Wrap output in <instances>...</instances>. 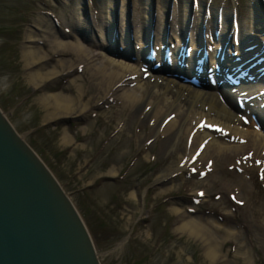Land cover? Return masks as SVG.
<instances>
[{
    "label": "rangeland",
    "instance_id": "rangeland-1",
    "mask_svg": "<svg viewBox=\"0 0 264 264\" xmlns=\"http://www.w3.org/2000/svg\"><path fill=\"white\" fill-rule=\"evenodd\" d=\"M150 1L155 2V14L163 10L162 13L167 14L168 0H130L131 9L127 12L124 0H119L113 5V0H0V110L69 197L88 230L100 264H264V220L259 223L255 216V211L259 210V207L264 215V182L259 175L260 171L254 173V179H245L247 185H244L243 189L238 185L233 188L235 182H232L231 178L230 184L222 188L212 181L217 172L208 175L210 180L202 175L205 174L206 166L211 165L210 161H206V165L201 167L194 166L193 155L192 165L181 173L184 176L179 174L174 181L166 184L170 190L160 192L161 188L155 182L157 173L155 170L162 167L147 150H141L136 154L137 157L132 151V154H126L116 162L117 159H112V147L104 146L108 135L121 129L116 124L109 126L108 130L101 126L103 114L111 107H116L114 101L99 103L85 115L86 119L85 116L71 117L69 120L55 119L57 122L44 119L45 111L39 103V96L43 93H58L61 88H64L63 94L70 95L73 87H67L68 81L76 79L75 84L88 82L86 81L88 75L79 70L80 67L77 72L59 77L54 80L55 83L53 81L45 88L33 87L27 81L21 47L26 30L33 27V21L37 17H45L60 29L61 23L67 22L68 16L72 13L80 23H74L69 29L70 34L61 35L60 38L68 42L79 40L88 44L98 43L101 41L100 33H103L104 28L102 21L105 16H110L115 6L123 3L124 14L136 12L137 19L140 16L147 18V11L144 10L142 3ZM188 1L178 0L179 3L176 1L177 5H173L176 14L186 16L185 19L188 16L185 14V10L189 9ZM205 1L201 0L202 3ZM251 1L254 0H210V5L224 6L226 12L235 5L236 19L243 23L244 33L259 40L257 43L264 44V28L255 30L254 28L259 26H256L258 25L256 23L254 25L253 19L250 18ZM201 2L197 1L193 6L204 9ZM256 6L263 11V13L258 11L259 16L264 17V0H259ZM85 15L89 16V26L83 21ZM92 18L95 19L93 24ZM140 20L139 18L138 21ZM77 29L80 30L81 36L76 34ZM104 54L108 57L123 58L135 65L143 62L137 56L136 60H132L120 54L109 53L105 49ZM155 70L158 72L159 68ZM167 71L171 74L170 70ZM157 72L147 70L148 74L161 75ZM162 74L166 77L170 75L164 72ZM232 103L235 105L236 101L232 99ZM243 128L252 130L246 123ZM63 129L73 139L72 144L61 143ZM127 135L130 136V133L125 132L126 137ZM156 147L157 145L153 149ZM174 161L172 163L176 165V160ZM260 161L257 159L253 163L256 162L254 164L260 166ZM233 164L228 166L232 168L233 165V171L246 177V174L240 171V167L236 163ZM177 165H182V161ZM111 167L118 171L115 176L110 177L106 172ZM201 178L207 179L206 185L205 183L191 185L190 182ZM208 184L212 185L207 186ZM190 187L193 188L190 190ZM213 188H217V191ZM229 188L237 192L232 191L233 195H230L232 193ZM246 189H250V192L248 190L246 192ZM200 190L203 192H199ZM204 191L208 192L204 194ZM131 192L134 193L132 197ZM224 195L228 198H224ZM241 197L244 202L241 201ZM172 207L178 208L184 214L187 212V215L190 214L194 218L204 217L211 225L215 223L212 231L196 234L197 236L187 235L186 232L180 233L176 230L180 218L177 214L171 213ZM214 250L217 251L216 254ZM206 252L211 254V258L205 255Z\"/></svg>",
    "mask_w": 264,
    "mask_h": 264
},
{
    "label": "bare ground",
    "instance_id": "bare-ground-1",
    "mask_svg": "<svg viewBox=\"0 0 264 264\" xmlns=\"http://www.w3.org/2000/svg\"><path fill=\"white\" fill-rule=\"evenodd\" d=\"M142 5L144 6V10L147 11V3H142ZM168 9L167 14L162 13L164 10L155 14L154 10L151 14H147V18L138 17V19H141L138 21L136 12L124 14V5L121 3L115 6L110 16H105L102 21V25L106 27L111 23L113 17L117 18L119 34L115 33L113 35L112 45L115 47L120 46L124 51H133L135 57H138V55L141 56L143 48L146 46L148 47L149 40H151V49L155 52V60L152 61L153 63L160 62L159 53H161L160 46L163 41L162 32L163 29L166 28L168 34V42L166 45L169 47V56L171 59L170 63L163 67V69L166 68L171 71L168 77L163 76L162 72L159 73L161 75H152L148 74L147 71L145 77H143L140 71L143 65H135L120 57L106 56L104 54V49L106 51L104 33H100L101 41H98V43L92 42L88 44L79 40L76 42L62 40V38H60L61 35H69V29L73 27L74 23H80L72 16V13L68 16L67 22L61 23L62 28L60 29L55 27L51 21L45 17H37L34 19L33 27L27 29L24 34L21 47L23 68L26 71L25 74L29 84L33 87L45 88L46 85L59 77L69 76V74L77 72L76 70L79 67V70L81 69L83 73L85 72L88 75V80H86L88 82L75 84L74 82H76V79L67 82V87H73V92L70 95L63 94L64 88H61L58 93L41 94L39 96V103L45 111L44 119L55 120L64 118L69 120L71 117H84L99 103H104L108 100L114 101L116 107H111L103 114L101 126L105 129H109V126L116 124V126H119L121 129L116 133H109L110 135H108L104 146L112 147V159H117L116 162L124 155L132 154V151H134L133 155L136 156L141 150H147L152 155L153 159L159 163V166L162 167L159 170L157 167V170H155L157 172H155V182L161 188L160 192L170 190L166 184L172 180L174 181V179L178 177L179 174L183 173L189 165H192L191 159L196 152L193 159L194 166L201 167L206 161H210L211 165L206 166L204 176L209 179V174H216L215 172H217L214 178H212V181L218 183L222 188L230 184L229 179L231 178L232 182H235L233 188H236L235 185H238L239 188L243 189L244 185H247L245 179L253 178L254 173L259 171V175L262 176L264 182V112L260 108L264 99V79L254 82L252 84L254 88H247L244 85H239L231 88L228 87L224 91L220 90L219 92L204 89L213 87L207 86V84L204 83L203 77L205 73L203 71L202 73L204 74H197V84L200 87H198V85H192L189 82H184V79H179L176 75L180 76L181 74H190L192 72L191 66L193 63L190 60L191 54L186 55L187 57L184 58L185 61L182 60L183 62L180 61V63L176 64V50L179 49L178 45H182L180 41L186 37L184 34L186 30L189 32L186 45H189L191 50H194L195 44L198 47L197 42L199 41H197V36L201 42V37L197 32L198 27H202L205 46L206 43L211 44L209 50L211 54L209 56V63L212 66L214 65V57L212 54L216 52V48L220 45L218 39L214 40L211 37L215 29L213 14L216 12L210 9L208 12H204L203 8L198 6L195 8L192 5L191 9L193 10L185 19L186 16L176 14V8H173V5L171 7L169 6ZM259 10L260 12L262 11L259 7H256L255 23L258 24L256 26L259 27L254 28L255 30H263L264 28V17L263 15L259 16ZM250 11V18L254 20L251 3ZM226 19L227 17L224 16L222 20L220 19L217 23L218 37L223 35L225 36V40L227 36L224 33H227L233 25L232 22L225 21ZM94 21L95 19L92 18V24ZM126 22L131 26V32L125 33L124 29ZM235 24L237 40L240 45H242L241 47L245 46L244 48H246V46H251V48L245 50V52L243 50L236 53L240 61L256 54V58H261V61L257 65L244 70L249 76H253L254 78L264 77V44L257 43L259 40L254 39V37L252 38V36H245L244 41H241L240 38H242L244 34L243 23L236 19ZM182 28H185V30L181 33L182 35L180 37V30ZM144 30H146V36L143 34ZM217 30L215 29V31ZM130 39L132 40L130 41ZM142 39L145 40V44L142 43ZM229 48L230 43H227L226 45L224 44V48H221V52L219 51L223 53L225 64H227V60L229 61L233 58L231 56L228 57V51L231 49ZM202 50L203 48L201 51ZM206 52L208 51L206 50ZM198 56V58H200L202 52H200ZM141 60L146 62L142 57ZM152 62L149 64H153ZM195 66L197 67L198 64ZM240 78L241 80L243 79L242 77ZM232 99L236 101V103L237 100L244 101V107L239 109L235 103V105H233ZM240 115H247L246 124H248L252 130L243 128L245 123L240 120ZM252 116L254 118L253 120L251 119ZM86 117L87 116H85V119ZM201 121L203 124L215 126L219 131H210L200 127L199 124ZM65 129L62 130L60 140L63 145H68L73 139L67 134ZM125 132H129L130 136L127 135L126 137ZM156 145L157 147L153 149ZM257 159L258 161L261 160L260 166H256L254 164L256 162L253 163V161ZM174 160H176V165L172 163L175 162ZM180 161H182V165L178 166L177 164ZM233 163H236L237 166L240 167V171L245 173L246 177L233 171ZM229 164H233L232 168L228 166ZM117 171L116 168L111 167L106 172V175L110 177L115 176ZM192 174L193 173H191V175ZM181 175L184 176L183 174ZM210 177L212 176L210 175ZM202 178L201 180L196 179L190 182L191 185L205 183L207 179L205 180ZM180 185L179 183V187ZM211 185L208 184L207 186ZM173 186L174 185H172V187ZM192 188L190 187V190ZM194 189H196V187ZM216 189L217 188L214 190ZM230 190L232 193L230 195H233L232 191H234V189L232 190L231 188ZM247 190L250 192V189H246V192ZM199 192L203 191L200 190ZM205 192L207 193L208 191H204V194ZM132 196H134L133 192L130 193V197ZM218 196L220 197V194ZM218 196L216 195V198ZM224 198H228V196L225 197L224 195ZM224 198L222 200H224ZM244 198H246V196ZM208 199L207 197V200ZM213 205L215 206V204ZM258 209L259 210L256 209L257 211H254L260 223L264 220V215L260 212V207ZM246 210L247 209H245V211ZM170 211L171 213L177 214L180 218V224L176 228L180 233L186 232L187 235L197 236L196 234H204L209 230L212 231V227L215 225V223L211 225L210 221L206 220L204 217L200 219L201 217L194 218L190 216V214L187 215V212L184 214L178 208L172 207ZM205 255L211 258L209 252H206Z\"/></svg>",
    "mask_w": 264,
    "mask_h": 264
},
{
    "label": "water",
    "instance_id": "water-1",
    "mask_svg": "<svg viewBox=\"0 0 264 264\" xmlns=\"http://www.w3.org/2000/svg\"><path fill=\"white\" fill-rule=\"evenodd\" d=\"M0 264H100L78 211L1 110Z\"/></svg>",
    "mask_w": 264,
    "mask_h": 264
}]
</instances>
